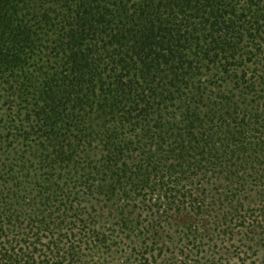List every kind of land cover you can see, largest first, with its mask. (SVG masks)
<instances>
[{"label":"trees","instance_id":"trees-1","mask_svg":"<svg viewBox=\"0 0 264 264\" xmlns=\"http://www.w3.org/2000/svg\"><path fill=\"white\" fill-rule=\"evenodd\" d=\"M123 258L264 264V0H0V264Z\"/></svg>","mask_w":264,"mask_h":264},{"label":"rangeland","instance_id":"rangeland-1","mask_svg":"<svg viewBox=\"0 0 264 264\" xmlns=\"http://www.w3.org/2000/svg\"><path fill=\"white\" fill-rule=\"evenodd\" d=\"M6 145H7V144H6ZM8 145H9V144H8ZM22 147H23V146H22ZM8 148H9V147H8ZM4 150L7 151V153H9V152L12 150V147L10 146L9 149L5 148ZM6 156H8V154H6ZM253 207H255V209H257V208L259 207V204H255V203H254ZM235 224H236V223H233V227L237 229L236 231H238V229H240V228H238L237 226H235ZM242 245H243V244H242ZM242 245H241V244H240V245H236V247H237V248L240 247L241 250H244L245 247L242 246ZM226 249H229V247L226 248ZM235 252H236L235 247H232L231 250H230V252H229V254H227V255H230L231 253H232V255H233V253H235ZM119 258H120V257H119ZM118 260H119V259H118ZM118 260L113 261V262H110V260H108V261H105V264H120L121 261L124 260V258H123L122 260H119V261H118Z\"/></svg>","mask_w":264,"mask_h":264}]
</instances>
